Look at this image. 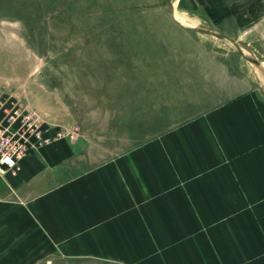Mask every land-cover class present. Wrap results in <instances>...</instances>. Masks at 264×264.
I'll return each instance as SVG.
<instances>
[{
    "label": "crops",
    "instance_id": "0c3cea01",
    "mask_svg": "<svg viewBox=\"0 0 264 264\" xmlns=\"http://www.w3.org/2000/svg\"><path fill=\"white\" fill-rule=\"evenodd\" d=\"M179 3L192 24L210 10ZM229 95L114 159L63 138L21 160L0 176V264H264V100Z\"/></svg>",
    "mask_w": 264,
    "mask_h": 264
},
{
    "label": "rangeland",
    "instance_id": "374dc122",
    "mask_svg": "<svg viewBox=\"0 0 264 264\" xmlns=\"http://www.w3.org/2000/svg\"><path fill=\"white\" fill-rule=\"evenodd\" d=\"M208 2L192 24L179 0H0V91L95 162L211 111L232 92L253 87L264 100V0ZM212 11L231 14L218 20Z\"/></svg>",
    "mask_w": 264,
    "mask_h": 264
},
{
    "label": "built area",
    "instance_id": "2783aa9c",
    "mask_svg": "<svg viewBox=\"0 0 264 264\" xmlns=\"http://www.w3.org/2000/svg\"><path fill=\"white\" fill-rule=\"evenodd\" d=\"M63 138L40 114L0 91V176L16 174L21 160Z\"/></svg>",
    "mask_w": 264,
    "mask_h": 264
},
{
    "label": "trees",
    "instance_id": "16d2710c",
    "mask_svg": "<svg viewBox=\"0 0 264 264\" xmlns=\"http://www.w3.org/2000/svg\"><path fill=\"white\" fill-rule=\"evenodd\" d=\"M231 13H226V14H223V15H218V14H216V12L215 11H212V13H211V18H214V19H222V18H224L225 16H227V15H230Z\"/></svg>",
    "mask_w": 264,
    "mask_h": 264
}]
</instances>
